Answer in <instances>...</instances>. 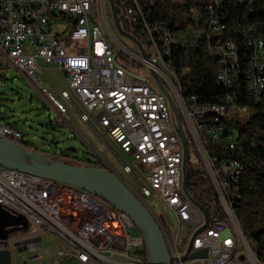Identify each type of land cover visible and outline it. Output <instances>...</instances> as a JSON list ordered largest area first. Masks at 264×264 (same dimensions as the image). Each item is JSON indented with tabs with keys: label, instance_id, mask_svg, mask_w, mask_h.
<instances>
[{
	"label": "built area",
	"instance_id": "built-area-1",
	"mask_svg": "<svg viewBox=\"0 0 264 264\" xmlns=\"http://www.w3.org/2000/svg\"><path fill=\"white\" fill-rule=\"evenodd\" d=\"M113 2L123 31L141 44L144 56L134 40L128 37L135 45V50H130L114 35L109 0H0V70L15 68L30 80L60 116L51 121L53 125L60 120L69 122L66 104L71 105L82 122L99 129L98 135L107 136L115 145L125 173L137 179L140 172L136 173L135 165L143 167L142 194L155 192L178 223L173 238L165 232L171 264H243L236 260L239 249L249 255L253 252L244 245L235 219H230L232 230L225 220L209 222L195 235L191 248H206V258L180 261L189 242L183 250L179 248L181 227L196 229L203 217L183 192L182 144L166 95L154 78L158 76L176 103L206 173L215 171L210 182L227 217L234 195L230 178L240 179L243 167L235 159L217 158L208 151L211 147L237 149L234 129L228 122L251 114L244 112V107L234 109L230 100L234 66L229 44L219 37L224 24L210 4L190 5L187 9L192 10L193 23L165 33L138 11L139 0ZM65 40L81 44L66 47ZM246 46L250 55L243 57L245 91L258 103L264 89V44L260 39H248ZM156 47H164L165 65H156ZM194 47L205 48L216 59L215 85L230 91L212 107H204L195 96L183 98L169 62L175 48ZM39 61L63 73L65 87L59 93L42 82ZM0 134L18 143L23 140V133L8 124L0 125ZM193 134H200V141H193ZM216 166H223V173H216ZM0 205L22 214L30 224L29 233L9 234L0 240V251H30V259L38 258L41 237L54 233L71 251L56 252L52 264L67 258L79 264H148L133 255L142 250L145 238L141 233L129 234L131 220L77 187L0 167Z\"/></svg>",
	"mask_w": 264,
	"mask_h": 264
},
{
	"label": "trees",
	"instance_id": "trees-1",
	"mask_svg": "<svg viewBox=\"0 0 264 264\" xmlns=\"http://www.w3.org/2000/svg\"><path fill=\"white\" fill-rule=\"evenodd\" d=\"M139 2L140 11L143 12L146 21L150 25L157 23L168 31L182 29L193 23L192 10L187 9L190 5L210 4L224 24L220 39L223 43L233 42L237 47L240 69L232 80L233 93L215 85L217 61L203 47L175 48L169 62L178 77L183 98L195 96L198 103L212 104L220 103L230 93L232 100L247 107L251 113L250 117L231 119L228 122L234 129L237 149L220 150L211 147L208 153L217 158L235 159L242 165L240 179L232 188L234 191L232 211L253 256L264 263V89L260 102L251 101L245 91V74H243V57L247 58L250 55V48L246 46L248 39H260L264 44V0H153L151 2L139 0ZM183 128L189 146V160L186 167L187 192L205 209L209 222L214 219L226 220L227 217L217 200L201 157L184 124ZM20 144L32 151L41 152L54 161L86 167L100 166V162L79 159L69 152L59 151L50 154L33 143L21 140ZM160 220L166 229L165 221ZM29 232L28 223L25 229L11 232L10 235ZM133 255L143 263H148L145 245L141 251Z\"/></svg>",
	"mask_w": 264,
	"mask_h": 264
},
{
	"label": "rangeland",
	"instance_id": "rangeland-1",
	"mask_svg": "<svg viewBox=\"0 0 264 264\" xmlns=\"http://www.w3.org/2000/svg\"><path fill=\"white\" fill-rule=\"evenodd\" d=\"M181 1V0H175ZM114 35L124 44L128 49L135 50L134 43L127 37L120 34L116 29H113ZM66 47H79L80 42L65 40ZM119 62V56H116ZM42 74L40 75L42 82L59 93L65 87V80L63 73L53 65L44 64L39 61ZM169 90V87L167 86ZM30 100V104L26 101ZM67 106V115L70 118V124L75 131L82 135V138L74 132L69 124L63 120L53 125L51 123L54 119H61L58 114L53 113L42 100L37 90L27 82L25 77L15 68H6L0 70V125L11 123L23 133L24 141L33 143L38 148L52 154L58 153L60 149L74 148L75 151L69 152L79 159H87L96 162L98 156L102 162L109 166L116 174H118L130 189L144 200L151 212L161 223L165 221V232L173 238L177 231V221L173 212L164 208L159 196L152 192L149 196H144L140 185L143 183L142 176L144 169L142 166L136 164L135 171L140 172V175L135 179L132 175L125 173L119 161V152L115 145L108 139L107 136L101 137L99 129L96 128L97 133L87 124L81 122L77 112L71 107ZM171 121L174 122L172 115ZM231 211L233 219L234 214ZM226 223L229 229L233 226L230 221V214L227 213ZM160 218V219H159ZM29 220H27V223ZM195 230V226H183L179 232V238L182 241L179 247L183 250L184 244L189 241ZM131 236H136L138 230L132 226L128 228ZM42 250L37 251L38 258L28 259L27 251H18L10 248L12 264H52L51 260L55 257L56 248L61 247L62 241L57 234L46 233L41 237ZM132 250L133 251H139ZM244 249L240 248L236 257L240 263L254 264L260 261L256 260L253 254H247Z\"/></svg>",
	"mask_w": 264,
	"mask_h": 264
},
{
	"label": "water",
	"instance_id": "water-1",
	"mask_svg": "<svg viewBox=\"0 0 264 264\" xmlns=\"http://www.w3.org/2000/svg\"><path fill=\"white\" fill-rule=\"evenodd\" d=\"M109 2L116 30L120 34L134 40L144 56L141 44L134 37L123 31L115 11L113 0H109ZM154 78L160 90L166 95L174 117L176 131L182 144L183 192L187 199L196 208L197 212L203 217V223L193 232L188 242L186 251L180 258V261L186 262L189 258H206V248L191 251L192 241L195 235L203 231V229L208 226L209 219L205 209L193 200L187 192L186 167L189 160L188 139L184 132L176 103L166 91L158 76L154 75ZM38 94L40 97H43L39 92ZM66 151L73 152L75 149L67 148ZM0 167L16 169L41 178L59 181L101 198L112 207L125 214L131 220L133 226L136 227L138 232L143 234L147 249L148 264L172 263L169 251V239L161 223L151 212L147 203L137 196L125 183V181L112 169L104 167L69 165L64 161H54L41 152L32 151L16 141L3 137H0ZM235 220L244 245L251 251V248L242 234L236 218ZM27 224V219L22 214L0 205V240L6 239L11 232H18L25 229ZM0 264H12L10 253L6 249L0 251Z\"/></svg>",
	"mask_w": 264,
	"mask_h": 264
},
{
	"label": "bare ground",
	"instance_id": "bare-ground-1",
	"mask_svg": "<svg viewBox=\"0 0 264 264\" xmlns=\"http://www.w3.org/2000/svg\"><path fill=\"white\" fill-rule=\"evenodd\" d=\"M138 11H140L139 5H138ZM159 29H161L165 33H172V31H168L161 26H159ZM225 43L229 44L230 52H232V62L234 66V75L232 76V80H233V78L238 75L240 69L239 54L237 51V47L234 45L233 42H225ZM156 65H165L164 47H156ZM230 100L234 104V109H242L244 107V112L251 114L247 107L242 106L239 103L235 102V100H232L231 97ZM203 106L212 107V104H203ZM0 137H2V134H0ZM193 141H200V134H193ZM234 142H236L235 136H234ZM216 173H223V166H216ZM207 175L209 176L210 179H215V171H207ZM34 179L48 180L47 178H41L38 176H34ZM237 181H238L237 178H230L231 189L234 188L233 186L236 185ZM91 196L94 195L91 194ZM231 211H232V207H227V213L230 214V219H233L231 215Z\"/></svg>",
	"mask_w": 264,
	"mask_h": 264
},
{
	"label": "crops",
	"instance_id": "crops-1",
	"mask_svg": "<svg viewBox=\"0 0 264 264\" xmlns=\"http://www.w3.org/2000/svg\"><path fill=\"white\" fill-rule=\"evenodd\" d=\"M40 64V63H39ZM41 67V66H40ZM23 75V74H22ZM24 76V75H23ZM25 77V76H24ZM25 79L27 80V82L29 83V84H31V82H30V80L29 79H27V77H25ZM32 85V84H31ZM33 86V85H32ZM42 98V100L47 104V106H48V108L53 112V113H55V114H57V111L47 102V100L44 98V97H41ZM27 103H28V105L30 104V100L29 101H26ZM68 106H71V105H68ZM74 110H75V108L73 107V106H71ZM76 111V110H75ZM77 112V111H76ZM78 114V113H77ZM68 116V115H67ZM78 117H79V115H78ZM68 119H70L69 117H68ZM82 122V121H81ZM84 123V122H83ZM6 124H9V125H12L13 127H15L17 130H19L18 128H17V126L15 125V123L14 124H11V123H6ZM68 124H69V126L71 127V129H73L72 128V126H71V124H70V120H69V122H68ZM84 124H87V123H84ZM88 126H90L89 124H87ZM91 127V126H90ZM92 128V127H91ZM93 129V128H92ZM74 130V132L76 133V134H78L79 135V137H81L82 138V135L79 133V132H77V131H75V129H73ZM94 130V129H93ZM20 131V130H19ZM95 131V130H94ZM96 132V131H95ZM97 133V132H96ZM24 140V139H23ZM60 151H64V152H67L66 151V149L65 150H62V149H60ZM48 157V156H47ZM50 158V157H49ZM140 233L138 232V234L136 235V236H138ZM59 236V235H58ZM60 237V236H59ZM60 239H61V241H62V246L61 247H57L56 248V251L58 252V251H66V252H68V251H71V249H70V245L63 239V238H61L60 237ZM27 256H28V259H30V251H27ZM23 264H26L25 262L23 263ZM61 264H79V263H77L74 259H72V258H67V259H64V260H61Z\"/></svg>",
	"mask_w": 264,
	"mask_h": 264
},
{
	"label": "flooded vegetation",
	"instance_id": "flooded-vegetation-1",
	"mask_svg": "<svg viewBox=\"0 0 264 264\" xmlns=\"http://www.w3.org/2000/svg\"><path fill=\"white\" fill-rule=\"evenodd\" d=\"M96 162H100V166L99 167H104V168H110L109 166H107L106 164H104L103 162H102V159L98 156V159H97V161ZM111 169V168H110Z\"/></svg>",
	"mask_w": 264,
	"mask_h": 264
}]
</instances>
